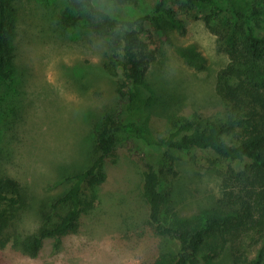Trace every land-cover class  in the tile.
<instances>
[{
  "label": "rangeland",
  "instance_id": "rangeland-1",
  "mask_svg": "<svg viewBox=\"0 0 264 264\" xmlns=\"http://www.w3.org/2000/svg\"><path fill=\"white\" fill-rule=\"evenodd\" d=\"M95 0L114 16L136 18L158 0ZM249 9V0H219ZM18 20L12 46L14 79L0 87V175L19 180L27 195L11 235L0 234V264H153L161 241L147 224L140 155L163 170L175 210L184 218L203 216L222 195V171L230 164L210 150H165L162 141L180 123L226 121L217 93L218 75L229 64L205 16L211 7L182 10L163 18L165 35L148 24L158 58L147 76L151 105L143 127L127 130L105 165L106 182L85 211L76 233L47 239L37 257L22 241L41 226L42 207L69 187L67 176L92 154L94 125L118 112L114 80L100 64L105 40L84 26L62 21L65 0H14ZM174 161L169 173L165 161ZM9 232V233H10ZM246 243L250 258L264 253V239ZM212 264H234L227 252Z\"/></svg>",
  "mask_w": 264,
  "mask_h": 264
},
{
  "label": "trees",
  "instance_id": "trees-1",
  "mask_svg": "<svg viewBox=\"0 0 264 264\" xmlns=\"http://www.w3.org/2000/svg\"><path fill=\"white\" fill-rule=\"evenodd\" d=\"M249 1V9L242 10L219 0H158L147 14L121 18L95 0H65L63 23L88 27L105 40L100 69L114 80L122 104L118 112L105 113L95 123L92 154L66 177L67 190L43 205L41 226L22 241L27 253L37 257L47 239L79 231L83 212L94 207L98 190L107 180L106 163L116 155L127 130L143 127L151 105L147 76L158 58L148 24L165 35L163 18L173 15V4L178 3L185 11L211 7L205 21L229 56L217 81L228 118L205 125L186 120L162 144L165 150H210L230 164L222 171L221 197L203 216L184 218L165 188L164 169L140 155L147 224L161 241L153 264H212L227 252L234 264H264L263 252L252 259L246 248L248 241L253 245L264 239V0ZM17 20L14 0H0V87L14 79L12 41ZM164 167L177 174L174 161L166 160ZM26 204L22 183L0 175V234L6 235L5 242Z\"/></svg>",
  "mask_w": 264,
  "mask_h": 264
}]
</instances>
